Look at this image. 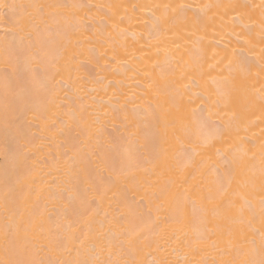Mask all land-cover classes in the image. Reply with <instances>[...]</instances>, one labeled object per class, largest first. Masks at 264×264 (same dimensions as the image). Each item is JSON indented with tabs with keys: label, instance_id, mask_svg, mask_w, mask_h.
Returning a JSON list of instances; mask_svg holds the SVG:
<instances>
[{
	"label": "bare ground",
	"instance_id": "1",
	"mask_svg": "<svg viewBox=\"0 0 264 264\" xmlns=\"http://www.w3.org/2000/svg\"><path fill=\"white\" fill-rule=\"evenodd\" d=\"M32 4L86 7L46 9L55 15L48 16L47 23L41 25L45 34L51 36L49 56L40 73V84L45 86L32 88L28 95L9 96L12 114L23 115L6 129L3 38L14 28L13 14L33 12L27 7ZM166 4L200 6L187 12L188 17L200 14L199 24L188 29L193 35L181 32L182 38H178L177 29L165 18L162 7H133ZM261 4L262 0H0V258L4 255L5 225L26 221L37 206H46L47 211L43 224L28 236L35 258L64 260L73 258L75 253L69 256L54 243L44 251L40 247L70 232L79 235L87 231V221H91L93 230H100L102 222L126 212L125 205L133 201L140 202L134 226L145 227L158 218L149 233L154 242L145 250L146 260L167 258L173 264H185L186 258L204 259L213 264L231 258L232 249L247 246L245 240L255 239L259 245V218L249 227L235 212L230 220L221 221L222 233L201 243L204 250L199 253L178 247L172 233L175 231L182 238L186 234L194 240L199 211L195 193L212 187L215 168L222 164L220 154L230 147L256 156L252 161L255 167L251 171L242 169L238 179H247L254 173L258 189L264 105L239 80L225 83L228 73L221 70L229 60L246 57L251 61L252 72L248 83L259 88L261 76L257 74L264 56L259 27ZM171 15L169 11L167 16ZM240 37L248 43L241 42ZM159 65L170 70L166 78H160ZM26 73L27 69L21 67L12 86H21V74ZM193 79L196 85L186 91L184 86L192 84ZM153 80L159 84V100L155 86L149 87ZM177 89L184 92L180 110L164 104L170 113L167 119L175 118L177 128L182 113L203 109L204 115L211 114L214 138L206 148L198 149L199 154L185 152L191 141L182 133L183 143L173 136L171 127L166 131L164 124L157 123L150 113L133 112L149 103L159 110L160 104ZM226 90L230 92L227 97L223 94ZM133 95L134 102L126 103ZM82 113H92L90 119L99 115V138L123 142L135 131V150L141 160L152 161L156 151H167L154 164L133 168L112 185H98L94 158L88 156L92 150L89 146L69 173L55 162L82 138ZM148 133L155 134V145L146 139ZM6 140L16 147L27 144L23 149L25 158L17 162L10 154L6 159ZM6 169L19 181L7 210L3 204ZM170 185L187 189L196 203L177 209L163 195ZM57 192L63 195L57 198ZM68 192H75L76 199L69 202ZM258 199L257 190L254 203ZM223 212L222 205V215ZM180 213L183 219L178 222ZM124 226H128L127 222ZM213 240L218 242L217 248L212 247ZM68 247H73V243ZM173 248L177 250L173 252ZM219 249L229 253L222 256Z\"/></svg>",
	"mask_w": 264,
	"mask_h": 264
},
{
	"label": "snow or ice",
	"instance_id": "2",
	"mask_svg": "<svg viewBox=\"0 0 264 264\" xmlns=\"http://www.w3.org/2000/svg\"><path fill=\"white\" fill-rule=\"evenodd\" d=\"M27 7L32 8L33 12L25 14L14 13L12 16V23L14 28L6 32L3 38V72L5 78V127L6 129L19 119L23 113L17 115L12 114L11 106L8 103L9 96L15 97L20 95H28L32 88L45 85L40 84V73L45 66L50 51L51 36L45 34V30L41 29V25L47 23V17L55 15L54 12H48L46 9L71 8L81 9L85 5H45L32 4ZM143 7L146 9L163 8L165 10V18L177 29L175 35L182 38L181 32L189 33V28H195L200 22V14L197 12L196 16L188 17V11H195L200 6L194 5H143L133 6ZM210 7V6H204ZM260 13V36L264 40V0L261 4ZM171 11L172 15L167 16ZM159 19V18H158ZM103 22V21H102ZM240 41H243L240 37ZM179 48V45H176ZM264 53V49H262ZM26 68V76L21 74L22 84L18 88L13 87V78L19 73L20 68ZM161 68L160 78H166L169 69L163 65ZM261 76V83L259 88L255 84H249L248 81L252 77L251 61L248 58H242L239 61L229 60L225 68L221 71H227L228 76L225 77V83H232L239 80L241 83L247 85V90L253 97H258L260 103L264 105V56H262L259 65ZM193 79L192 84L185 85L186 91H191V87L196 85ZM156 88V99H160L159 84L157 80H153L149 85L150 88ZM226 97L230 92L226 90L223 93ZM135 95L129 97L127 102H134ZM184 102V92L177 89L175 94L169 95L168 99L163 101L159 110L157 106L149 103L143 109H133V112L138 110L150 113L157 123H163L165 130L169 127L172 129L173 136L183 143L180 133L183 137L191 141L185 148V152L189 154H199L198 149L202 150L208 146L211 139L214 138L211 125V114L204 115L203 109L200 112L193 110L190 114H181L180 127H176V119H167L170 113L166 112L164 104H171L180 110ZM188 103L191 102L189 97ZM92 113L86 115L82 113L80 120L82 122V138L79 139L72 147L63 152V158L57 160L55 163L58 167L67 169L69 173L77 163L78 157L84 153L86 149L91 146L92 150L88 152L89 159L94 158L96 180L98 185H112L124 176L129 170L139 168L146 163H155L159 160L164 151H156L152 161L141 160L136 153L135 143L137 133L130 132L126 141H112L99 138L101 125L99 115L94 119H90ZM106 115V114H105ZM73 117L75 114L73 113ZM127 119V117H125ZM218 131V130H217ZM166 134V132H165ZM94 137H97L94 141ZM146 139L155 145V134H146ZM31 141H28L30 143ZM27 148V144L16 147L7 140L4 145L5 157L11 154L15 160L19 162L26 156L23 150ZM222 164L215 168V179L212 187L197 191L195 195L199 199V211L197 216V226L194 229V240L188 239L185 234L182 238L177 232L172 233L175 244L187 247L189 253H199L204 249L200 246L205 240H210L212 236L222 233L221 221L232 218V213H238L241 217L242 223H247L249 227L253 222L259 218V245L256 240H245L247 246H236L232 249L231 258L220 259L214 261L213 264H264V145H261L260 162H259V186L255 174L253 173L247 179H238L239 173L242 169L251 171L255 165L252 161L256 156L249 155L241 148L230 147L228 151L220 154ZM191 158V156H189ZM26 179V178H25ZM19 181L13 179L5 170V185L3 192V204L7 210L10 198L16 192ZM259 192V199L254 203V197ZM63 193L57 192L55 196L60 198ZM75 192H68L67 198L69 202L76 199ZM170 198L176 205L177 209H183L187 204H195L196 200L191 199L192 194L187 189H182V186H171L169 191L163 194ZM140 202L133 201L132 204H126V212H121L116 217L106 220L100 224V230H93L91 221L86 222L87 231L80 232L79 235L75 233H68L62 238L56 239L49 244H44L40 247L41 251L50 248L54 243L55 247L62 249L69 256L75 253L71 259H37L33 253L32 246L29 242V234L34 232L40 225L43 224L44 217L47 211L45 206L43 209L35 207L33 213L25 221L21 219L15 224H6L4 229L5 248L3 258H0V264H173L167 258L160 261L146 260L145 250L150 248L154 242L149 233L155 228L156 219H152L150 225L145 227H138L133 225V220L138 214V204ZM224 206L223 215L221 214V206ZM247 214V215H246ZM107 216V214H105ZM183 219V214L178 215V222ZM127 222L128 226H124ZM105 224L107 225L105 228ZM215 225V227H210ZM231 235V231L228 232ZM73 243V247L69 248L68 244ZM167 243V240L165 241ZM218 242L213 240L212 247L217 248ZM157 247L162 245L157 244ZM177 248H173L175 252ZM221 255H227L229 250L219 249ZM104 257V258H102ZM178 264V262H177ZM185 264H208L207 260H188L185 259Z\"/></svg>",
	"mask_w": 264,
	"mask_h": 264
}]
</instances>
